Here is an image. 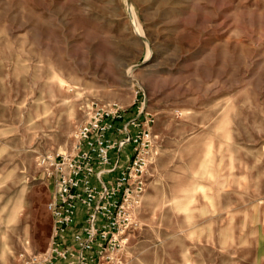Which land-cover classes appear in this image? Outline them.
Returning <instances> with one entry per match:
<instances>
[{
	"label": "rangeland",
	"instance_id": "1",
	"mask_svg": "<svg viewBox=\"0 0 264 264\" xmlns=\"http://www.w3.org/2000/svg\"><path fill=\"white\" fill-rule=\"evenodd\" d=\"M91 99L154 119L98 264H264V0H0V264L46 256Z\"/></svg>",
	"mask_w": 264,
	"mask_h": 264
},
{
	"label": "built area",
	"instance_id": "2",
	"mask_svg": "<svg viewBox=\"0 0 264 264\" xmlns=\"http://www.w3.org/2000/svg\"><path fill=\"white\" fill-rule=\"evenodd\" d=\"M82 111L73 152L42 160L53 186L45 205L52 234L46 256H31L25 264H98L103 252L120 245L116 232L127 220L125 212L120 214L123 202L144 188L152 115L141 105L137 116L123 120L126 110L122 105L95 99L85 102ZM128 143L133 154L121 160ZM117 169L110 180L103 179Z\"/></svg>",
	"mask_w": 264,
	"mask_h": 264
},
{
	"label": "crops",
	"instance_id": "3",
	"mask_svg": "<svg viewBox=\"0 0 264 264\" xmlns=\"http://www.w3.org/2000/svg\"><path fill=\"white\" fill-rule=\"evenodd\" d=\"M140 108H141V106L136 105L134 109H131L130 111H125L124 115H123V120H126L132 116H137L140 113ZM140 117H142V115H140ZM132 131H135V129H132ZM117 171H118V169L116 171L108 174V176L110 177L109 180L116 174ZM49 181H50V179H49Z\"/></svg>",
	"mask_w": 264,
	"mask_h": 264
},
{
	"label": "bare ground",
	"instance_id": "4",
	"mask_svg": "<svg viewBox=\"0 0 264 264\" xmlns=\"http://www.w3.org/2000/svg\"><path fill=\"white\" fill-rule=\"evenodd\" d=\"M136 25V24H135ZM138 27H139V25H138ZM140 29V28H139ZM59 82L61 83V84H63L64 83V80L63 79H60L59 80ZM69 88L71 89V88H74V86H69Z\"/></svg>",
	"mask_w": 264,
	"mask_h": 264
}]
</instances>
